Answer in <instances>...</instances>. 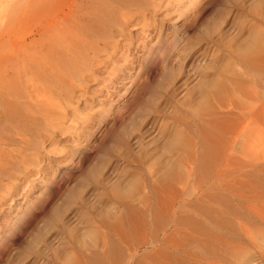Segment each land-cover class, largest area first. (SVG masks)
Wrapping results in <instances>:
<instances>
[{
    "label": "rangeland",
    "instance_id": "374dc122",
    "mask_svg": "<svg viewBox=\"0 0 264 264\" xmlns=\"http://www.w3.org/2000/svg\"><path fill=\"white\" fill-rule=\"evenodd\" d=\"M199 1H171L169 8L175 9L168 13L169 20L165 21L170 24L169 32H162L160 37L155 33L151 35L145 40L140 55L135 57L139 60L129 75L142 76L140 83L144 85L132 117L125 119L129 114L126 107L133 98L132 92L125 93L124 85L127 86L128 81L125 84L118 81L105 100L107 104L115 103L117 110L112 117L116 121L108 119L101 132L112 125L117 129L125 119L117 131L121 143L110 141L105 147L110 148L115 142L112 151L100 152L98 146L102 140L97 139V126L93 128L92 142L82 140L81 145L88 144V149L84 148L82 156L75 160L83 169L98 164L97 178L84 180L75 163L65 164V171H58L53 177L46 175L51 192L62 188L56 203L69 189L76 190L78 197L63 205L61 221L49 225L47 218L41 217L17 231L19 238L11 243L14 261L19 264H135L129 244L133 224L139 225L143 238L158 241L168 230V222L185 223L187 228L182 232L189 236L197 234L195 222H244V158L248 149L252 153V147L257 145L242 138V129L251 123V127L259 126L264 130V0ZM190 2L197 6L185 10ZM3 3L4 0H0V16L2 5L7 2ZM175 34H179V41L171 47ZM253 36L259 38L256 46L259 60L253 64L257 73L245 67L238 56ZM157 47V52L153 53L152 48ZM159 53L166 56L163 66L166 69L159 65ZM140 63L149 66L144 76L138 67ZM165 70L171 77L165 75ZM212 82H221L223 88L207 93L205 87ZM207 109H210L213 133L220 140L213 151L219 162L195 179L181 174L179 177L187 186L175 192L169 181H165L167 168L174 164L185 166L190 149L202 150L199 128L203 126ZM119 111L123 112L120 117ZM179 135L183 137L179 150L165 151L164 147ZM107 141L108 137L99 149ZM89 155H93L94 161L81 163L82 158ZM130 185L133 187L128 197L118 195ZM36 190L31 192L33 199L38 195ZM238 234L234 237L222 233L227 243L221 255L227 256L230 264L246 260V243L241 240L239 231ZM175 237L189 242L187 238H179L178 233ZM190 245L193 253L204 248ZM149 249L154 251L151 246ZM261 254L264 252L251 251L247 261L264 264ZM68 259L74 263H68ZM142 260L139 259L138 264L165 263L164 256L148 257L147 262Z\"/></svg>",
    "mask_w": 264,
    "mask_h": 264
},
{
    "label": "bare ground",
    "instance_id": "6f19581e",
    "mask_svg": "<svg viewBox=\"0 0 264 264\" xmlns=\"http://www.w3.org/2000/svg\"><path fill=\"white\" fill-rule=\"evenodd\" d=\"M171 1L174 0H4L7 3H3L0 16V264H19L13 260L11 250V243L19 238L17 231L41 217L47 218L49 225L61 221L63 205L78 197L76 190L69 189L56 203L62 188L51 192L46 175L53 177L58 171H65V164L75 163L84 148L88 149V144L81 145L82 140L92 142L93 128L97 126V139L102 140L98 146L100 152L112 151L115 142L121 143L118 128L132 117L144 85L140 83L142 76L130 77L139 60L135 57L140 55L145 40L151 35L160 37L162 32H169L170 24L165 21L175 9L169 8ZM195 6L197 3L190 2L184 8L192 10ZM178 37L179 34L172 35L171 47L179 41ZM258 40L256 36L251 37L238 54L242 64L254 73L257 72L253 64L259 60ZM152 49L156 53L158 47ZM159 56V65L163 67L166 56L163 53ZM138 67L143 76L147 74L148 65L140 63ZM165 72L171 77L169 71ZM118 81L123 84L128 81L124 85L125 93L132 92L131 99L135 102L127 100L131 101L126 107L129 114L117 129L112 125L101 132L108 119L116 121L112 117L115 103L107 104L105 100ZM222 88L221 82H212L205 91L210 93ZM204 117L203 126H199L202 150L190 149L185 166L174 164L167 168L165 181H169L175 192L187 186L179 177L181 174L195 179L219 162L213 151L220 140L213 133L210 109ZM107 137L108 141L99 149ZM242 138L257 145L252 147V153L248 149L244 158V222H195V236L182 232L187 228L185 223L168 222V230L158 241L143 238L139 225L133 224L129 244L135 264L139 259L147 262L148 257L156 256H164V264H230L228 257L221 255L227 243L223 232L235 237L239 231L241 240L245 241L246 260L240 264H249V252H264V130L248 123L242 129ZM114 140L110 148L105 147ZM182 145L183 137L176 136L164 150L177 152ZM92 161L93 155H89L81 163ZM78 162L75 166L84 180L97 178L98 164L83 169ZM132 187L124 188L118 195L128 197ZM34 189L38 195L33 199ZM226 225L231 227L228 229ZM175 233L189 242L176 238ZM190 244L204 248L193 253Z\"/></svg>",
    "mask_w": 264,
    "mask_h": 264
}]
</instances>
